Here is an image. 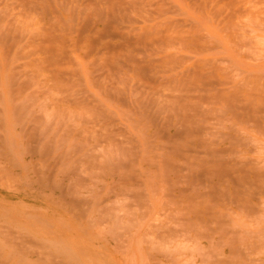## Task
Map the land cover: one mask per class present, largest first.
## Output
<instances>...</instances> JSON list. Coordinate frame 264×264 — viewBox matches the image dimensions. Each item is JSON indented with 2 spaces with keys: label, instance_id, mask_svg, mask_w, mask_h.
Returning a JSON list of instances; mask_svg holds the SVG:
<instances>
[{
  "label": "rangeland",
  "instance_id": "obj_1",
  "mask_svg": "<svg viewBox=\"0 0 264 264\" xmlns=\"http://www.w3.org/2000/svg\"><path fill=\"white\" fill-rule=\"evenodd\" d=\"M0 264H264V0H0Z\"/></svg>",
  "mask_w": 264,
  "mask_h": 264
}]
</instances>
